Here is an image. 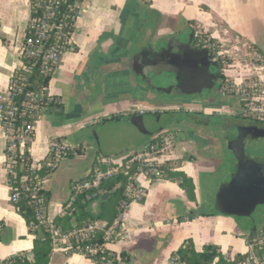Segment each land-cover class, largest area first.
Returning a JSON list of instances; mask_svg holds the SVG:
<instances>
[{"label": "crops", "instance_id": "1", "mask_svg": "<svg viewBox=\"0 0 264 264\" xmlns=\"http://www.w3.org/2000/svg\"><path fill=\"white\" fill-rule=\"evenodd\" d=\"M29 16L30 0H0V90L6 89L21 62V42ZM193 24L219 40L245 44L264 58V0H82L72 35L74 48L63 53L46 86V93L54 100L37 111L28 147L32 163L45 156L48 143L54 137L86 146L91 152L97 151L81 134L75 135V131L94 118H106L103 125L111 119L126 121L127 115L120 111L128 109L129 100L118 99L129 96V87L125 85H131L133 75V71L122 73L126 66L122 67L119 60L125 48L133 41L143 43L156 35L183 32ZM104 58L118 61L105 63ZM94 78L97 79L96 91L103 99L94 112L83 118L84 112L76 105L74 90L79 86L88 97L92 96ZM5 147L0 128V258L3 259L29 251L33 243V235L9 198ZM189 149L182 140H173L171 148L159 159L178 162L173 168L191 179L194 199L187 196L178 180L138 175L145 195L140 201L128 202L121 221L122 235L106 242L108 252L115 255L119 263L124 254L129 259L126 257L123 264H172L171 251L188 237L196 249L206 243L217 244L226 257L249 250L245 235L250 228H244L236 220L237 215L222 213L217 205L216 210L205 208L202 194L208 185L201 180L208 173L213 175L211 181L215 179L214 172L223 165L220 156L209 152L189 156ZM121 152L111 148L108 153L104 150V155L119 160L124 156ZM90 167H84L75 178L68 177L65 188L57 182V167L44 177L43 187L51 190L46 210L48 219L59 214L69 196L71 182L81 178ZM49 264L95 262L78 252L66 254L52 248Z\"/></svg>", "mask_w": 264, "mask_h": 264}, {"label": "flooded vegetation", "instance_id": "2", "mask_svg": "<svg viewBox=\"0 0 264 264\" xmlns=\"http://www.w3.org/2000/svg\"><path fill=\"white\" fill-rule=\"evenodd\" d=\"M151 38L143 43L133 41L129 46V55L144 49L135 69L140 72L147 66L148 77L154 78L152 82L156 86L140 79L138 72H133L131 85H125L129 87V96L118 97L128 99L129 106L120 112L135 116L136 124H132L152 133L151 138H167L171 142L182 140L190 146L189 156L208 152L218 156L217 144L220 140L230 157V169L222 165L218 170L228 174L236 166V159L226 149L228 140H234V149L243 142L246 160L264 162V118H258L246 109L240 94V82L228 78L210 43L200 39L192 27L183 32L174 31ZM159 50L160 53L157 52ZM115 61L118 60L104 58L105 63ZM165 69L170 71L171 78L154 73ZM95 92L88 97L86 112H94L93 109L103 99L98 90ZM148 119L157 124L148 125ZM241 169L248 176L259 171L250 161L244 163ZM249 182L244 183V195L235 197V204L243 212L250 210L242 217L257 218L259 221L255 224H262L264 182L251 187ZM233 196L234 193L230 192L227 199L231 200Z\"/></svg>", "mask_w": 264, "mask_h": 264}, {"label": "trees", "instance_id": "3", "mask_svg": "<svg viewBox=\"0 0 264 264\" xmlns=\"http://www.w3.org/2000/svg\"><path fill=\"white\" fill-rule=\"evenodd\" d=\"M37 0H30V14H34L35 3ZM82 0H55L57 21L61 22L63 32L69 34L73 31V13L75 12V3ZM40 8L37 7V12ZM190 23V21H188ZM194 24L192 25V28ZM29 27L26 26V33ZM196 30V29H194ZM25 33V34H26ZM198 37L204 41H215L214 38L208 37L207 32H197ZM50 37L49 40H51ZM74 48L72 44L70 49ZM219 59V58H218ZM24 62L32 63L31 70L27 73L26 79L22 82L20 90L13 94V100L17 105L14 122L17 127L23 126V120H30L29 112L25 106V92L28 90L43 92V96L37 101L35 106L31 108V112H36L42 106L51 105L54 98L47 100L45 88L51 78V74H45L41 71V61L33 58H23ZM264 63V58L261 57ZM220 61V59H219ZM30 136L22 145H18L14 152L13 170L15 178L10 174L7 176L8 185L18 191V198L12 202L16 211L23 217L27 230L33 235L32 247L29 251L18 252L4 259L3 264H49L50 252L52 250L51 227L59 228L61 232L71 231L73 228L85 226L89 221L101 219L110 224L116 216L117 205L121 199H129L125 195L127 183L130 181L133 173L136 172L137 161L132 160L133 152L120 158V163L113 160L111 156L99 155L98 161L101 169L109 167L115 168L114 172L107 177L101 179L99 190H83L73 192V201L67 205L65 200L63 205L64 213L58 214L48 219L47 216L41 217L42 211L46 212L47 205L51 199V190L44 188L42 181L46 175L52 172L56 167L42 166L31 171V156L28 150L30 142L33 138V131L28 133ZM55 139H59L55 137ZM156 138H151L145 145L153 142ZM77 153H81L84 149L80 145L73 148ZM65 156H72L71 152ZM104 160V162H101ZM95 161V160H94ZM178 162L174 159H166L155 166L159 169L158 177L167 176L171 179L178 180L180 186L185 190L190 199H194L193 184L189 177L182 171L173 167ZM25 177V183L28 189L21 185L20 178ZM155 177H151L153 179ZM89 198L86 193H92ZM95 204V207L93 206ZM264 226V225H263ZM263 226H252L245 235L246 242L252 246L253 253L260 260V264H264V248H260L253 238L259 228ZM103 241V234L98 231L93 237L88 239H79L77 243L84 244L87 242ZM74 242V241H73ZM95 264H119L115 255L109 252L96 251L89 254ZM252 259L249 251L235 252L231 257H226L220 250L219 246L214 243H206L200 249H196L194 242L190 237L185 238L170 253V261L172 264H253L246 262Z\"/></svg>", "mask_w": 264, "mask_h": 264}, {"label": "built area", "instance_id": "4", "mask_svg": "<svg viewBox=\"0 0 264 264\" xmlns=\"http://www.w3.org/2000/svg\"><path fill=\"white\" fill-rule=\"evenodd\" d=\"M80 3H75V12L72 17L74 19V29L69 34L63 32L61 22L57 21L55 16L56 3L55 0H37L35 3L34 14H30L27 26L29 27L28 33L23 36L20 48L21 62L14 70L10 82L6 89L0 90V128L3 131V136L6 141L5 147V166L7 175L15 178V171L13 170L14 152L18 145H22L30 136L28 133L34 129V122L37 113L31 112V108L35 106L38 100L43 96V92H35L28 90L25 92V106L29 112L30 120H23V126L17 127L14 122V116L17 105L13 100V94L20 90L22 82L26 79L27 73L32 68V63L24 62L23 58H33L41 61V71L47 74H53L55 68L58 66L63 53L70 49L73 41L72 35L75 30V20L80 9ZM37 7L40 11L37 12ZM50 37L51 40H49ZM245 47H247L244 44ZM217 56L219 52L217 51ZM257 54V53H256ZM257 58L261 59L259 54ZM259 64L253 67L255 72H251L247 76V81L239 79L240 94L246 109L258 118H264V63L259 60ZM47 100L52 97L46 93ZM172 142L167 138H156L151 143L144 145L141 149L133 151L132 160L137 161L136 172L132 174L130 181L126 185L125 195L129 199H121L117 205L116 216L110 224L104 220L97 219L89 221L85 226L80 228H73L68 232H61L59 228L51 227L52 248H58L64 253L78 252L88 256L96 251L108 252L106 242L112 241L120 237L123 233L121 221L125 216L128 202L130 200L140 201L145 195L144 186L139 182L138 175L151 179V177L159 176V169L155 166L160 163L159 157L168 152L171 148ZM74 144L69 143L64 139L52 138L48 143V149L45 156L38 160L35 164L32 163L30 168L34 172L42 166L57 167L60 159L65 154L70 153L76 155L77 152L73 149ZM101 162H104L102 160ZM120 163V159L116 160ZM115 168L109 167L101 169L99 166L94 165L78 179H75L70 184V193L66 199L67 205L73 201V192L83 190H99V183L102 178L110 176ZM25 177L20 178L22 186L26 189L29 188L25 183ZM9 198L11 202L16 201L18 198V191L11 186ZM92 193H86L89 198ZM63 205L59 210V214L64 213ZM41 217L47 216L46 212L40 213ZM48 218V217H47ZM98 231L103 234V241H93L84 244L77 243L79 239H88L93 237ZM260 248H264V226L259 228L253 237ZM74 241V242H73ZM249 255L252 257L246 262L253 264H260V260L254 255L252 246L248 244ZM4 263V259L0 258V264Z\"/></svg>", "mask_w": 264, "mask_h": 264}, {"label": "rangeland", "instance_id": "5", "mask_svg": "<svg viewBox=\"0 0 264 264\" xmlns=\"http://www.w3.org/2000/svg\"><path fill=\"white\" fill-rule=\"evenodd\" d=\"M193 29H196V32H199L201 29L194 25ZM202 31V30H201ZM204 32V31H203ZM208 37L214 38L207 32ZM215 41H208L213 50L215 51V56H217V51L219 55L217 56L221 61L222 65L225 69V73L229 76L228 78H232L235 81L239 79H244L247 81V76L251 72H255L253 67L256 64H259V58H257V52L250 48L245 47L242 44H239L237 41H230L225 39H217L214 38ZM257 53V54H256ZM261 57V56H260ZM109 118V117H108ZM106 118H94L89 122L84 123L83 126H80L76 131L75 135L87 134L91 135L92 130L95 128L97 137H98V145L95 140L90 141L96 148L97 151L95 155L91 152L88 147H81L84 149L83 152L78 153L72 156H63L57 166V182L59 186L65 188L66 183L68 182V177H77L84 167L86 166H94L101 165L97 160L99 155L104 154V150L108 153L111 148L118 149L122 151L121 155L129 154L133 151H137L141 149L147 142V140L151 139L153 136L150 132H145L131 122L128 121H115V119H111L108 121V124L103 125ZM163 120V118H162ZM148 125L155 126L157 123L154 120L148 119ZM84 141V140H82ZM97 158H94V156ZM95 160V161H94ZM204 178L201 180L203 184L208 185V188H204L203 199H205V208L208 210H216V193L221 183H227L229 180V174L227 172H214L213 175L204 174ZM202 179V177H201ZM238 222L242 224L244 228H250L252 226H257L259 220L257 218L254 220L251 217H235Z\"/></svg>", "mask_w": 264, "mask_h": 264}, {"label": "water", "instance_id": "6", "mask_svg": "<svg viewBox=\"0 0 264 264\" xmlns=\"http://www.w3.org/2000/svg\"><path fill=\"white\" fill-rule=\"evenodd\" d=\"M180 40V39H178ZM144 49H140L139 51L131 54L129 56L128 52L130 51L129 48H125V51L123 52V56L121 57V59L119 61H121V65L122 67L126 66V68L123 70L122 73H128L130 71H133V72H138L140 74V79H144L146 80L147 82H149V84L152 83V85H155V83L152 82V79L154 80V78H150L148 77V68L147 66L146 67H143L142 71H136L135 69V64H136V61L138 60V58L140 57L141 53L143 52ZM158 53L161 52V50L157 51ZM156 52V53H157ZM156 73L158 76H166L167 78H171L170 77V71L169 70H160V71H157V72H154ZM145 74V75H144ZM151 75V74H150ZM153 76V75H152ZM156 82V81H155ZM96 85H97V79L94 78L93 79V82H92V86L94 87V92L96 91ZM81 88L79 86H76L75 87V97L74 99H77V102H76V105L78 106L79 108V111L81 113H83L85 111V113L83 114V118L84 117H87L90 115V113L86 112L85 108H86V103H87V100H88V95H86L84 93L83 90H80ZM60 110L62 108H59ZM125 120L128 121V122H131L133 124H136V117L135 116H126L125 117ZM104 123V122H103ZM264 134V132H262ZM81 138H84L86 140H89V141H92V140H95V142L97 143L98 145V137H97V134H96V131H95V128L92 130V133L91 135H87V134H81ZM234 143V140H228L226 142V149L228 148L230 150V153L233 155V157L236 159V166H235V169H233L230 174H229V180L227 183H221L219 188H218V191L216 193V205L218 207V209L220 210V212L222 213H227V214H230V215H237V216H242V215H246L249 213L250 210L248 211H245L243 212L240 207L238 205H236V198L235 197H241L242 195H244V183L245 182H249L251 184H249V187H251L252 185H254L255 183H259L260 182H264V162L262 160H253V159H250V160H246L244 158V150H243V142H240L239 145H238V148L237 149H234L233 147V144ZM218 155L220 156V159L223 163V165L226 167V168H229V163H228V158L227 157V153H226V150H224V147H223V144L222 142L219 140L218 141ZM103 156H105L103 154ZM246 160V161H245ZM248 161H250L256 169H258L259 171L251 174L248 176V173L247 174H244L242 169H241V166L244 164V163H248ZM263 170V171H262ZM224 170H219V172H223ZM255 186V185H254ZM253 186V187H254ZM232 192L234 193L235 196H233V198L230 200V199H227V195ZM237 193V194H236ZM128 256H125L124 254L121 255L120 257V263L119 264H123L124 263V259ZM129 262V260L127 261Z\"/></svg>", "mask_w": 264, "mask_h": 264}]
</instances>
